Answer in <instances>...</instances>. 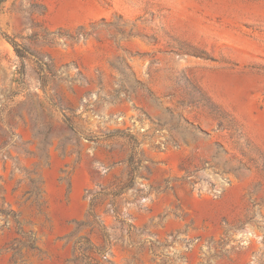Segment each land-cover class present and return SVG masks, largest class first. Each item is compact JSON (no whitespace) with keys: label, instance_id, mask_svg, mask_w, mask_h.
Returning <instances> with one entry per match:
<instances>
[{"label":"rangeland","instance_id":"rangeland-1","mask_svg":"<svg viewBox=\"0 0 264 264\" xmlns=\"http://www.w3.org/2000/svg\"><path fill=\"white\" fill-rule=\"evenodd\" d=\"M104 233L101 264H264V0L1 3L0 264Z\"/></svg>","mask_w":264,"mask_h":264},{"label":"trees","instance_id":"trees-1","mask_svg":"<svg viewBox=\"0 0 264 264\" xmlns=\"http://www.w3.org/2000/svg\"><path fill=\"white\" fill-rule=\"evenodd\" d=\"M4 0H0V5ZM14 48L16 44H14ZM16 52L18 53L17 48ZM121 193V190H117V192H113L114 195H118ZM90 196V197H89ZM88 197L90 198V208L88 212V217L91 219L89 221L90 224L98 225V217L93 211V207L97 202V195L92 192L88 193ZM109 250V239L108 236L104 233V239L102 245L94 246L87 236H78L74 240V260L79 264H101L100 261L96 260L92 254L95 253L101 260H105L107 256V252Z\"/></svg>","mask_w":264,"mask_h":264}]
</instances>
